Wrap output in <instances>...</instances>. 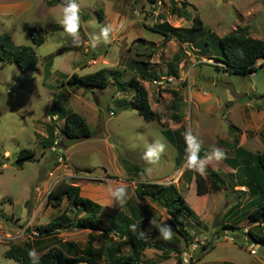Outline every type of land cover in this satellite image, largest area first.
<instances>
[{
  "label": "rangeland",
  "instance_id": "374dc122",
  "mask_svg": "<svg viewBox=\"0 0 264 264\" xmlns=\"http://www.w3.org/2000/svg\"><path fill=\"white\" fill-rule=\"evenodd\" d=\"M49 1L0 0V34H9L17 44L34 46L39 56L37 66L28 72L15 62L3 65L0 61V264H22L4 253L12 244L41 238L37 234L39 225L61 215L75 217L76 210L68 207L67 199L59 207L48 203V194L63 180L80 186L82 193L103 190L105 184L123 188L115 211H129L125 202L137 198L138 179L179 183L191 208L196 211L202 207L205 202L196 197L195 182H180L188 160L177 165V148L164 134L181 125L187 128L189 156L196 145L208 150V158L201 162L198 172L211 167L227 175L229 185L207 195L208 207L198 214L201 224L188 223L192 249L183 255L184 264H224L225 259L264 264V245L260 244L253 256L250 242L240 237L247 236L248 225L256 234H263L264 225L249 223V214L254 211L249 205L251 198L246 188L228 177L233 170L222 157L231 156L233 151L219 143L237 140L255 153L264 151V59L255 64L258 68L252 74L230 73L216 59L221 53L219 39L238 27L264 40V0H158L156 5L148 0H70L78 8L75 33L63 23L70 2L49 6ZM195 16L202 19L204 28L191 36L166 38L153 30V26L167 22L180 28L177 33L187 32ZM32 27L43 30L45 42L41 45L33 43ZM136 61L147 62L156 78L141 77ZM102 69L119 72L122 82L144 85L159 119L148 121L137 109L123 107L134 102L135 91H123L113 76L105 88L67 83L73 73L83 76ZM171 89H179L182 95V123L172 118V95L165 91ZM72 112L87 120L92 136L66 147L64 141L70 139L64 138L60 129L66 114ZM22 148H31L36 155L20 165L16 156ZM216 149L223 152L222 157H216ZM57 162L65 164V177L50 180L47 173ZM135 167L144 173H136ZM48 180L51 184L46 187ZM240 197L245 213L237 218L243 220L239 226L226 218L227 210ZM137 201L154 211L156 218L149 222L150 230L170 219L167 211L150 198ZM33 205L35 213L30 211ZM108 212L102 214L106 227L110 222ZM215 222L217 229L212 228ZM225 225L238 230L225 229ZM88 233L80 228H62L47 236L45 246L35 244L34 248L40 254L46 246L64 247L65 240L84 246ZM178 237L186 241L171 230L170 238L163 234L154 242L183 251L184 244L176 241ZM95 241L96 246L110 243L104 237ZM154 254L149 251V256L156 257ZM175 260L171 255L161 262L175 264Z\"/></svg>",
  "mask_w": 264,
  "mask_h": 264
},
{
  "label": "trees",
  "instance_id": "16d2710c",
  "mask_svg": "<svg viewBox=\"0 0 264 264\" xmlns=\"http://www.w3.org/2000/svg\"><path fill=\"white\" fill-rule=\"evenodd\" d=\"M148 1L155 5L158 3V0ZM68 2L70 0H50L49 6ZM175 12L180 13L177 8ZM203 28L204 23L199 16L193 18L190 30H187V32L183 30L184 32L180 34L177 33L180 28L172 27L167 22L153 26V30L163 33L166 38L177 36L180 39L186 34L191 36L194 33L202 32ZM29 31L35 45H41L45 42V35L41 28L32 27ZM219 43L221 53L216 59L223 64L224 70L230 73L252 74L258 68L255 64L259 60L264 59V40L249 36L244 27H238L224 35L219 39ZM49 57L52 59L53 55ZM0 61L3 65L15 62L24 72H28L37 66L39 56L34 46L17 44L9 34L4 33L0 34ZM52 63V60H50L49 67L52 66ZM136 66L144 79L154 80L156 78L147 62L136 61ZM172 73L175 72L173 71ZM111 76L115 78V81L123 91L130 89L135 91L134 102H130L127 106L122 105L123 107L137 109L145 120L159 119L150 103L147 88L144 85H138L134 81L122 82L119 72L102 69L83 76L73 73L68 78L67 83L70 86L82 88L96 86L105 88L108 86ZM165 91L172 95L169 108L171 109L173 120L176 123H182V115L180 113L182 95L180 90L171 89ZM60 132L67 139L74 137L86 139L92 136L91 126L82 115L76 112L66 114L64 125ZM164 134L177 148V165L182 166L188 160V166L183 176L195 177L199 195L219 192L223 187L229 186L226 180L227 175H223L211 167L203 168V174L198 172L197 167L200 166L201 161L207 156L208 150L203 145H196L191 156H189L188 133L184 125H181L176 130H165ZM219 143L233 151L234 156L223 159L228 165L236 169L235 177L238 180V185L248 188V195L251 198L249 205L254 208V211L249 214V220L257 226L264 225V151L260 153L250 152L239 146L237 140L234 142L220 140ZM35 155V150L22 148L16 156V161L22 165L26 161L33 160ZM135 169L136 173L138 171L142 172L138 167H135ZM228 177L234 180V176L228 175ZM136 194L140 199L148 197L163 207L170 215V219L163 221L156 230H149L147 223L155 216L154 211L147 207L130 204L131 217L121 214L117 220H113L106 227L101 216L104 207L98 202L82 196L80 186L67 183L64 180L60 181L48 194V203L54 207H59L67 199L68 207L72 211L76 210V215L73 219L66 215H61L47 224L39 225L37 227L39 235L51 236L62 228L101 230L100 237H104L110 243L103 245V247L95 248L92 242L93 235L90 234L86 250H80L72 242H65L64 247L50 246L38 254L33 242L27 240L20 244L10 245L4 255L9 259L18 260L22 264H141L145 249L151 245L150 240L167 228L174 230L183 236L187 242L192 243L190 232L186 229L185 220L188 218L195 219L196 214L175 183L165 184L141 181L136 187ZM80 214L82 215L80 216ZM224 228L238 230L234 225H225ZM254 229L253 227L247 229V236L252 241L264 245V235L256 234ZM124 246H128V253H124ZM30 250H35L36 256H30ZM178 264H184L183 257L179 259Z\"/></svg>",
  "mask_w": 264,
  "mask_h": 264
},
{
  "label": "crops",
  "instance_id": "0c3cea01",
  "mask_svg": "<svg viewBox=\"0 0 264 264\" xmlns=\"http://www.w3.org/2000/svg\"><path fill=\"white\" fill-rule=\"evenodd\" d=\"M6 8H8V6H6ZM65 142V141H64ZM239 146H241V147H243L244 149H246V150H248V151H250V152H253V153H255L254 151H252L251 149H249V148H247V147H245V146H243V144L241 143V144H239ZM53 148V147H52ZM52 148H51V150H52ZM207 155H208V153H207ZM232 156H234V153L232 152V155L231 156H226V157H232ZM56 157H58V156H56ZM208 158V156H206L201 162H203L204 160H206ZM223 158H225V157H222V159ZM225 162V161H224ZM226 163V162H225ZM227 164V163H226ZM200 165H201V163H200ZM227 166H229L232 170H233V172H229V173H227L229 176H234V180L236 181V182H238V180H237V178L235 177L236 176V169H234V168H232L230 165H228L227 164ZM198 168V167H197ZM184 173V172H183ZM132 174H134V173H132ZM47 176H48V179H52L53 177H55V176H59L58 178H63V177H65V164H62V163H58L57 162V164H56V167H54V168H52L48 173H47ZM52 177V178H51ZM185 177H188V176H183V174L181 175L180 174V176H179V178H180V182H183L184 184H187L188 185V182H190V183H192L193 181L195 182V190H196V197L197 198H199V199H201V200H203L205 203L202 205V207H200L199 209H196V211H194V213L196 214V218L195 219H193V220H196V222H193L192 221V219H190V218H188L187 219V223H186V229L190 232V230H189V228H188V223H193V225H199V224H201L203 221H202V219L201 218H199V215H200V213H203V211L205 210V209H207V202H208V199L206 198L207 197V195L209 194V193H207V194H204V195H199L198 193H197V184H196V181H195V177L194 176H192V178H190V177H188L187 179L185 178ZM231 178V177H230ZM141 181H146V182H151V183H157V182H154V181H152V180H141V179H138V183H140ZM231 181V180H230ZM235 182V183H236ZM173 183H175V182H173ZM51 183H50V181L48 180V183H47V181H46V183H45V185H46V187L47 186H49ZM166 184V183H165ZM176 184V183H175ZM230 184H232V181L230 182ZM239 184V183H238ZM237 184V185H238ZM177 186H178V188H179V190L181 191V189H180V184L179 183H177L176 184ZM240 186V185H239ZM137 187V186H136ZM240 187H244V188H246V190H244L245 191V193L248 195V188L246 187V186H240ZM226 188H229V186L228 187H226ZM120 189L121 188H119L117 185H113V184H110V185H106L105 184V187H104V189L103 190H99V191H95L94 193H92V192H90L89 193V190H86L85 192H83L82 193V190H81V193L83 194V196L84 197H88V198H90V199H92L93 201H95V202H98L99 204H101L103 207H104V209H103V211L101 212V216H102V214H104V212H106V210H109V212H108V215H109V224L113 221V220H117V218L121 215V214H124V215H126L127 217H131L132 216V211H131V207H129V204L131 203V201H137V200H146V199H149L148 197H145L144 199H140L138 196H137V194H136V188H135V195H136V199L134 198L133 200L132 199H130V200H127L126 202H125V205H126V210L129 208V211L128 212H124V211H115L114 209H115V207H116V202H117V199L119 198V195H120ZM181 193H182V191H181ZM211 193V192H210ZM183 194V193H182ZM241 199H240V201H237V203L234 205V206H232V207H230L228 210H227V214H228V216H227V221L228 220H230L231 222H235V223H237V224H239V226L243 223L242 221L243 220H241V219H237V218H239L242 214H244L245 213V211H244V200H243V197H240ZM248 198H249V195H248ZM151 200V199H150ZM133 205H139V206H141V207H147V208H149L148 206H146V205H142L140 202H136V204H133ZM52 206V205H51ZM150 207H152V206H150ZM151 209V208H150ZM154 209V208H153ZM35 210H36V208H35V205H33L32 207H31V209H30V211H32L33 213H35ZM251 212H253V210L251 211ZM32 213V214H33ZM199 214V215H198ZM144 217V216H143ZM155 216H153L152 217V221H154L155 220ZM218 218H216V220H217ZM235 219H237V220H235ZM102 220H103V217H102ZM151 220H149L148 221V223H147V227H148V225H149V222H151ZM219 220V219H218ZM227 221H225V222H227ZM103 222H104V220H103ZM206 223V222H205ZM223 223H224V221H223ZM249 223H252V222H249ZM218 224H217V222H215L214 223V225H213V229H217L218 228V226H217ZM149 228V227H148ZM249 228H252V226L251 227H249V225L247 226V229H249ZM207 228H206V226L204 225V230H206ZM84 230V229H83ZM150 230V229H149ZM166 230H170L171 231V229H169V228H167V229H165L162 233H160V234H158V235H156L155 237H153L150 241H151V245L149 246V247H147L146 249H145V251H144V253H143V258H142V263L141 264H165V263H162L161 261H166V260H168V259H170V257H171V255H175V257H176V260H175V264H178V261H179V259L181 258V257H183V255L185 254V252H187V250H191L192 248H191V242L189 243V242H187V241H184L183 242V240L182 239H180L179 237L178 238H176V241H180V242H182V244H184V249H183V251L182 250H180L179 248L178 249H174V250H171L170 249V247H166L165 245H163V244H159V243H155L154 242V239L157 237V236H159V235H163L164 233H165V231ZM87 231H89V233H88V239H87V242H86V244L84 245V246H81L78 242H74V241H71V240H65V242H72V243H74L80 250H86V248H87V246H88V242H89V240H90V234H92L93 235V238H92V242H93V245H94V247L95 248H99V247H103V245L102 246H96L95 245V240L96 239H99V237H100V234H98L97 232L98 231H101V230H98V231H91V230H87ZM207 232V231H206ZM101 233H102V231H101ZM190 235H191V237H193L192 236V234L190 233ZM261 235H264V233L263 234H261ZM41 236V238H38V239H36V240H33V245H37V244H39V245H41V247H43V246H45L47 243H46V241H47V239L49 238V237H47V236H44V235H40ZM240 237H242L243 239H245L246 241L248 240L250 243H249V245H250V250H249V252L251 253V255H253V256H256L257 255V253H258V249H256L261 243H257L256 244V242L255 241H252L248 236H245V235H243V234H241L240 235ZM233 242V240L230 238V240H229V243H232ZM177 243V242H176ZM252 244H254V247H251V245ZM192 247H194V246H192ZM38 248H40V247H38ZM48 248V246H46L44 249H42L41 251H44V250H46ZM252 248H254V249H252ZM193 249H195V248H193ZM39 250V249H38ZM37 250V251H38ZM151 250V252H153V253H155L154 255H156V257H151V256H149V251ZM128 251H129V248H126V250L124 251V253H128ZM233 260V259H232ZM258 260H260V258L258 259ZM252 261H256V260H252ZM226 263H228V264H239L238 263V261H235V260H233V261H231V260H228V259H225L224 260V264H226ZM250 263V262H249ZM248 263V264H249Z\"/></svg>",
  "mask_w": 264,
  "mask_h": 264
},
{
  "label": "clouds",
  "instance_id": "9594fccd",
  "mask_svg": "<svg viewBox=\"0 0 264 264\" xmlns=\"http://www.w3.org/2000/svg\"><path fill=\"white\" fill-rule=\"evenodd\" d=\"M65 18L63 23L67 26V30L75 33L77 31V21H78V8L77 5L74 2H70L68 6L65 8ZM215 155L217 158H220L223 156V152L220 149L215 150ZM201 174H203V170H200ZM121 192L124 191L123 188L120 189ZM165 238L168 239L171 237V231L166 230L165 233ZM30 256H36L35 250H30L29 251Z\"/></svg>",
  "mask_w": 264,
  "mask_h": 264
},
{
  "label": "water",
  "instance_id": "95a60500",
  "mask_svg": "<svg viewBox=\"0 0 264 264\" xmlns=\"http://www.w3.org/2000/svg\"><path fill=\"white\" fill-rule=\"evenodd\" d=\"M84 138H82V137H74V138H71L69 141H65L64 142V145L66 146V147H68V146H71V145H73V144H75V143H77V142H80V141H82Z\"/></svg>",
  "mask_w": 264,
  "mask_h": 264
},
{
  "label": "built area",
  "instance_id": "2783aa9c",
  "mask_svg": "<svg viewBox=\"0 0 264 264\" xmlns=\"http://www.w3.org/2000/svg\"><path fill=\"white\" fill-rule=\"evenodd\" d=\"M58 142H55V144H57ZM53 149H55L54 147H53ZM61 158V157H60ZM59 158V159H60ZM62 160V158L60 159V161ZM0 169H2V167L0 166ZM37 234H39V233H37ZM225 238H227V236L225 237ZM252 247H254V244H253V246ZM252 249H254V248H252Z\"/></svg>",
  "mask_w": 264,
  "mask_h": 264
}]
</instances>
